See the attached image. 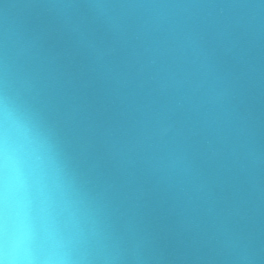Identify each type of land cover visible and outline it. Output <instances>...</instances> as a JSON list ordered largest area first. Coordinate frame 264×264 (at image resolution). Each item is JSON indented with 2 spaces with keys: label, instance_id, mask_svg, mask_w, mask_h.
<instances>
[{
  "label": "water",
  "instance_id": "95a60500",
  "mask_svg": "<svg viewBox=\"0 0 264 264\" xmlns=\"http://www.w3.org/2000/svg\"><path fill=\"white\" fill-rule=\"evenodd\" d=\"M94 2L0 0V40L11 26L43 45L55 78L43 99L70 152L123 186L151 264H264V2L106 0L111 19ZM187 33L206 64L191 50L175 59ZM178 68L208 93L174 117L189 166L180 185L120 152L172 99L163 78Z\"/></svg>",
  "mask_w": 264,
  "mask_h": 264
},
{
  "label": "clouds",
  "instance_id": "9594fccd",
  "mask_svg": "<svg viewBox=\"0 0 264 264\" xmlns=\"http://www.w3.org/2000/svg\"><path fill=\"white\" fill-rule=\"evenodd\" d=\"M88 7L98 19L116 14L106 0ZM189 50L192 64L201 56L208 62L195 33L182 37L175 59ZM195 76L170 70L163 79L172 99L120 148L129 162L177 185L189 166L174 117L207 102L205 83ZM54 82L39 40L6 27L0 40V264H151L148 236L130 214L123 186L95 165L85 169L47 111L43 98Z\"/></svg>",
  "mask_w": 264,
  "mask_h": 264
}]
</instances>
